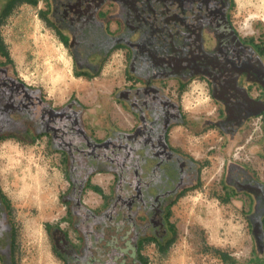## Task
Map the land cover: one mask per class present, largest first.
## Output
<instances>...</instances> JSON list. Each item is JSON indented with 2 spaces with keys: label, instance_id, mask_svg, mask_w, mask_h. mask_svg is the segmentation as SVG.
I'll return each mask as SVG.
<instances>
[{
  "label": "flooded vegetation",
  "instance_id": "obj_1",
  "mask_svg": "<svg viewBox=\"0 0 264 264\" xmlns=\"http://www.w3.org/2000/svg\"><path fill=\"white\" fill-rule=\"evenodd\" d=\"M15 1L0 0V24L15 6L27 4ZM42 2L41 19L67 50L78 77H97L118 53L123 74L93 103L72 95L55 104L19 78L0 35V142L44 138L48 150L63 157L67 213L78 203L94 212L112 209L116 200L128 208L126 221L130 216L138 222L141 250L151 242L159 250L173 233L172 205L197 186L202 169L193 149L176 143L174 131L190 121L197 134L214 129L226 142L222 187L240 201L249 228L252 255L246 264H264V52L234 27L231 0ZM198 80L212 103L194 115L179 95ZM249 128L248 147L234 148ZM81 132L90 138L88 148L74 147ZM78 154L102 155L95 166L108 168L90 175L80 197L65 164L66 156ZM101 174L112 177L111 193L95 210L82 196ZM8 207L0 186V264H12ZM68 217L79 245L59 227L66 238L56 234L79 248L82 239Z\"/></svg>",
  "mask_w": 264,
  "mask_h": 264
},
{
  "label": "rangeland",
  "instance_id": "obj_2",
  "mask_svg": "<svg viewBox=\"0 0 264 264\" xmlns=\"http://www.w3.org/2000/svg\"><path fill=\"white\" fill-rule=\"evenodd\" d=\"M42 8V0H37L36 5L20 4L11 10L0 24L3 52L19 78L39 87L53 103H62L72 95L93 103L121 79L122 54L112 56L97 77H78L67 50L42 21ZM229 17L241 36L264 47V1L231 0ZM179 101L194 115L206 113L203 110L212 103L199 80L180 93ZM194 127L190 121L174 135L176 143L192 148L202 163L199 182L171 207L172 242L163 251L146 243L141 253L149 264H246L252 255L247 220L240 201L229 197L221 182L226 142L214 129L197 134ZM249 136L250 128L233 147H248ZM111 183L108 174L94 176L83 193V202L100 209L103 197L111 193ZM0 186L14 234L12 264H64L53 252L48 234L49 228L59 227L79 245L63 202L69 187L63 157L50 152L44 138L2 141Z\"/></svg>",
  "mask_w": 264,
  "mask_h": 264
},
{
  "label": "trees",
  "instance_id": "obj_3",
  "mask_svg": "<svg viewBox=\"0 0 264 264\" xmlns=\"http://www.w3.org/2000/svg\"><path fill=\"white\" fill-rule=\"evenodd\" d=\"M19 2L36 5L37 0H16L14 4ZM39 14L41 17V12ZM257 45L260 46L258 43ZM260 47L261 52H264V47ZM89 141L88 135L83 136L81 132L79 140L74 142V147L88 148ZM99 158H103L102 155L78 154L65 157L67 175L74 186L73 189L78 190L79 197L92 173L108 170L107 167L95 166L94 161ZM116 188L118 189V187ZM71 195L73 196V194ZM108 208L110 206L105 210L94 212L80 203L69 208L68 213L73 218L74 229L82 239L79 248L69 244L63 238H59L58 234H64L58 227L48 229L53 252L64 264H149L141 253L142 232L136 218L128 216L129 221H126L124 211L128 208L116 200L112 209ZM172 235L167 244L160 246V251H163L172 242Z\"/></svg>",
  "mask_w": 264,
  "mask_h": 264
},
{
  "label": "bare ground",
  "instance_id": "obj_4",
  "mask_svg": "<svg viewBox=\"0 0 264 264\" xmlns=\"http://www.w3.org/2000/svg\"><path fill=\"white\" fill-rule=\"evenodd\" d=\"M262 1H264V0H262ZM87 88H88V87H86V86H85L84 90L86 91V90H87Z\"/></svg>",
  "mask_w": 264,
  "mask_h": 264
}]
</instances>
